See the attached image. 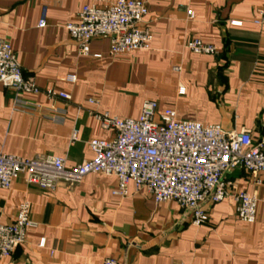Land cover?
I'll return each mask as SVG.
<instances>
[{
  "label": "crops",
  "instance_id": "obj_1",
  "mask_svg": "<svg viewBox=\"0 0 264 264\" xmlns=\"http://www.w3.org/2000/svg\"><path fill=\"white\" fill-rule=\"evenodd\" d=\"M114 1L0 0V37L12 45L25 77L72 97L50 100L0 84V152L60 156L74 167L92 157V139L114 136L96 112L138 118L146 100L157 102L159 110H176L182 119L247 130L259 140L264 27L253 21L264 0H144L145 22L154 34L151 49L111 56L109 41L95 39L92 55L81 54L66 24L86 4ZM44 9L46 26L39 27ZM193 38L214 45L218 54L192 53L185 42ZM68 75L76 81L66 80ZM227 176L234 184L231 194L215 205L206 202L210 220L195 226L191 211L174 201L156 204L133 185L131 196L113 195L114 176L91 173L78 183L60 181L51 191L19 175L11 189H0V222H14L26 200L37 227L0 264H103L107 257L119 264H264V173L237 169ZM234 190L257 193L254 223L237 218Z\"/></svg>",
  "mask_w": 264,
  "mask_h": 264
},
{
  "label": "built area",
  "instance_id": "obj_2",
  "mask_svg": "<svg viewBox=\"0 0 264 264\" xmlns=\"http://www.w3.org/2000/svg\"><path fill=\"white\" fill-rule=\"evenodd\" d=\"M148 13L144 0L90 3L82 7L75 20L66 24V30L79 43L83 55H92L93 40L107 39L111 56H130L152 47L154 34L145 22ZM188 15L193 19L195 13L188 10ZM253 22L264 27V4ZM38 26H46V9ZM185 47L197 55L218 54L214 45L200 38L187 40ZM66 80L75 82L76 76L68 75ZM0 84L22 94H45L50 100L72 99L66 92L41 88L33 79L26 78L12 45L3 37H0ZM179 92L182 94L184 89L180 88ZM89 102L95 100L91 98ZM94 116L114 136L92 139L90 159L69 167L66 158L60 156L26 158L0 152V189H11L19 175H24L29 184L52 191L60 181L78 183L88 174H104L117 180L113 195L127 198L133 185L135 193L148 192L156 204L174 201L180 208L191 211L192 224L201 226L210 220L205 203H221L231 194L234 184L228 174L237 169L255 176L264 173V133L254 141L247 130L226 131L218 123L182 119L174 109L159 110L158 103L152 100L144 101L138 118H120L107 111L96 112ZM72 139H77V132ZM257 182L262 184L260 179ZM233 197L237 218L254 223L257 193L234 190ZM36 227L30 202L22 201L14 222H0V258L8 257L23 245L29 231ZM40 246H45L44 239ZM103 264L119 262L107 257Z\"/></svg>",
  "mask_w": 264,
  "mask_h": 264
},
{
  "label": "water",
  "instance_id": "obj_3",
  "mask_svg": "<svg viewBox=\"0 0 264 264\" xmlns=\"http://www.w3.org/2000/svg\"><path fill=\"white\" fill-rule=\"evenodd\" d=\"M224 128V127H223ZM225 129V128H224ZM226 130V129H225ZM226 131H228V130H226Z\"/></svg>",
  "mask_w": 264,
  "mask_h": 264
}]
</instances>
